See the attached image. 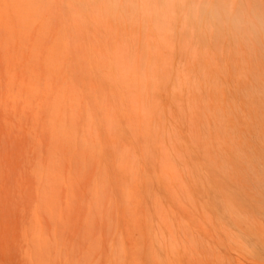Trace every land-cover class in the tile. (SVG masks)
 <instances>
[{
  "label": "rangeland",
  "instance_id": "1",
  "mask_svg": "<svg viewBox=\"0 0 264 264\" xmlns=\"http://www.w3.org/2000/svg\"><path fill=\"white\" fill-rule=\"evenodd\" d=\"M264 0H0V264H264Z\"/></svg>",
  "mask_w": 264,
  "mask_h": 264
},
{
  "label": "bare ground",
  "instance_id": "2",
  "mask_svg": "<svg viewBox=\"0 0 264 264\" xmlns=\"http://www.w3.org/2000/svg\"><path fill=\"white\" fill-rule=\"evenodd\" d=\"M257 25H258L260 28L264 27V23H262V22H258Z\"/></svg>",
  "mask_w": 264,
  "mask_h": 264
}]
</instances>
